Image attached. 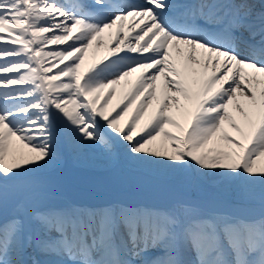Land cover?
<instances>
[{
  "label": "snow or ice",
  "instance_id": "6c2138e0",
  "mask_svg": "<svg viewBox=\"0 0 264 264\" xmlns=\"http://www.w3.org/2000/svg\"><path fill=\"white\" fill-rule=\"evenodd\" d=\"M65 149L241 179L261 208L57 205L32 177ZM9 201L0 264H264V0H0Z\"/></svg>",
  "mask_w": 264,
  "mask_h": 264
},
{
  "label": "rangeland",
  "instance_id": "374dc122",
  "mask_svg": "<svg viewBox=\"0 0 264 264\" xmlns=\"http://www.w3.org/2000/svg\"><path fill=\"white\" fill-rule=\"evenodd\" d=\"M74 160L75 164L72 162ZM62 158V160L56 162L52 166V176L60 175L63 171V164L66 174L70 178L71 182L77 185L85 186L96 192H100L105 195H119L122 192H126L130 184H137L142 190L147 192H171L176 193L177 191H185L187 188L193 192L195 198H209L211 200L226 201L231 198L233 202L240 205L241 208L247 209H259L260 205V188H248L245 189V185L240 192L234 190L233 193H228L225 187H216L212 184V181L194 178L187 172L185 175L174 174L167 176L160 174L155 169H143L130 167L126 170L124 165L120 163H108L104 160L99 161L105 168L104 171L100 170H88L84 168L82 164H76L75 159ZM127 165V164H126ZM128 166V165H127ZM149 168V167H148ZM182 177H185V185L180 186ZM183 181V180H182ZM38 186H45L49 192L54 196L51 201L57 205H63L66 203H80L81 200L77 201L75 194L69 191L67 187L57 185L56 183H50V185H43L42 182H36ZM5 206V205H4ZM3 207H0L2 210Z\"/></svg>",
  "mask_w": 264,
  "mask_h": 264
},
{
  "label": "bare ground",
  "instance_id": "6f19581e",
  "mask_svg": "<svg viewBox=\"0 0 264 264\" xmlns=\"http://www.w3.org/2000/svg\"><path fill=\"white\" fill-rule=\"evenodd\" d=\"M103 49V47H101ZM98 54V53H97ZM92 53L91 51L89 52L88 56L86 57V62L89 61V59H91ZM133 78H135V76L129 78L131 80H134ZM120 95V88L118 87L117 90V97ZM115 101H113L114 103ZM92 153H96L94 156L92 155ZM62 158H67L69 159V163L67 162V164H71L72 162L75 164L74 160L71 162V159L73 158L71 156V154H69L67 152V150L65 149L63 152V157ZM104 160V162H108L105 159H103L97 152L96 149H86V156L83 159L80 160H76V164H82L84 165L85 169H90V170H102L104 171L103 168H105L103 166V164L101 165V163L99 161ZM110 163V162H108ZM115 163H120V165H124V168L126 170L130 169L129 166L126 165V163L124 162L123 159L116 161ZM64 166H66L63 164V171H61L60 175H53L52 176V167H50L49 169H45L43 171L37 172L33 175L32 179L37 182L39 180L46 181V180H51L54 181L56 184L61 186H65L68 187L71 191H73V193L75 194L77 201L79 200H83L84 199V203L88 204L87 201L85 200L86 197H88L89 199L96 201L101 199L100 196H103L101 194H96L94 192H92L90 189V191L88 192V189L83 188L81 185H76L73 182H71L70 178L68 177V175L66 174V170L64 168ZM149 167V168H148ZM136 168H143V169H155L159 171L160 174H165L167 176H172L174 174H178V175H185L187 177V172L189 175H191V177L194 178H200V179H204L208 181H212V184H214L216 187H225L226 190H228V193H233L234 190H237L238 192H240L242 190V188L244 187L243 185L244 182L241 179H234V180H226L223 177L220 176H203V175H195L194 173H192L190 170H184V171H180V172H173L169 169H163V168H158L155 165H151V166H141V167H136ZM183 181L181 180L180 186H184L185 185V177H182ZM251 186V187H250ZM245 185V189L253 188H260L259 185ZM86 196V197H84ZM110 199L113 200H121V201H137V200H143L144 202H147L151 205H153V203H159V204H171L177 200H194V201H198L205 209H210V208H214V209H227V208H241L240 205L236 204L235 202L232 201L231 198H228L226 201H214V202H210L205 201V200H200L198 198H195L193 196V192L190 189H186L185 191H177L176 193H171V192H147L145 190H142L136 183L135 184H130L129 188L126 190V192H122L121 194L115 196V197H110ZM5 213L6 214H12L15 211V205L11 206V203L5 207ZM245 209V208H244ZM246 211V210H245ZM26 258V257H25ZM27 259V258H26Z\"/></svg>",
  "mask_w": 264,
  "mask_h": 264
}]
</instances>
